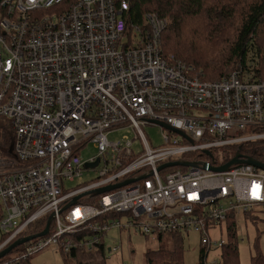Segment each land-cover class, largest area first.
I'll use <instances>...</instances> for the list:
<instances>
[{"label": "built area", "instance_id": "built-area-1", "mask_svg": "<svg viewBox=\"0 0 264 264\" xmlns=\"http://www.w3.org/2000/svg\"><path fill=\"white\" fill-rule=\"evenodd\" d=\"M129 10L128 0H0V120L11 132L0 151V252L50 220L46 235L0 264H21L48 246L63 254L101 249L107 258L119 250L103 243L111 228L150 237L194 232L207 255L226 244L211 243L210 228L236 223L241 212L264 213L263 169L209 170L264 139L255 129L264 125V81L234 72L200 79L162 52L164 19L146 14L142 36ZM147 125L161 129L165 147L148 146ZM125 129L133 140L108 141ZM89 147L95 153L82 159ZM227 147L238 148L230 160L215 157ZM173 162L189 166L158 171ZM84 172L97 176L83 181Z\"/></svg>", "mask_w": 264, "mask_h": 264}, {"label": "trees", "instance_id": "trees-1", "mask_svg": "<svg viewBox=\"0 0 264 264\" xmlns=\"http://www.w3.org/2000/svg\"><path fill=\"white\" fill-rule=\"evenodd\" d=\"M128 1L129 24L139 26L143 36L147 32L144 21L146 14H155L164 19L167 27L161 34L162 52L198 70L200 79L217 80L234 72L242 78L264 81V0ZM192 29L205 36L208 43L210 40L215 49L212 52L204 51L192 40L186 39V33ZM255 129L258 133H264V125ZM10 136L8 123L0 120V151L5 150ZM237 150L234 149V153ZM239 152L264 164V139L242 145ZM224 225L226 244L215 264H239L236 225L231 220H226ZM164 237L168 242L167 247L162 245ZM157 240L160 246L144 255L146 264H182V235H158ZM257 246L256 240L255 255L250 258V264H264V255L258 252ZM60 255L63 264L106 262L101 249L94 254L75 249L67 254L61 252ZM198 264H206V254L202 250Z\"/></svg>", "mask_w": 264, "mask_h": 264}, {"label": "rangeland", "instance_id": "rangeland-1", "mask_svg": "<svg viewBox=\"0 0 264 264\" xmlns=\"http://www.w3.org/2000/svg\"><path fill=\"white\" fill-rule=\"evenodd\" d=\"M186 39L192 40L195 45L204 51L212 52L215 47L206 41L205 36L201 33L196 32L192 29L185 35ZM194 69V74L199 75L198 70ZM230 72H227L228 74ZM228 76V75H226ZM215 80V79H214ZM141 132L144 135L148 146L151 149L163 148L165 147L164 139L162 136V131L158 126H141ZM135 133L131 129L120 130L112 132L108 135L109 142H117L126 138L128 140H133ZM5 148V147H4ZM132 150L134 154L141 151L140 142H134ZM225 152L228 147L224 149ZM92 147H89L84 154H82V159H87L94 154ZM233 149L228 150V154L215 151L214 155L216 158H220L223 161H228L234 155ZM218 155V156H216ZM97 176L94 172H84L82 174V180L88 181L90 179H95ZM74 183L66 184L65 187L69 188ZM255 221V222H254ZM122 222V221H121ZM236 225V249L238 253V263L239 264H250V258L255 255V241L258 242V249L261 254L264 255V213L261 211L250 212V215H245L242 212L238 215ZM225 225L222 224L216 229L210 228L208 230V235L211 243H218L220 240L226 239ZM31 228L26 230V234H30ZM1 239V232H0ZM103 243L105 248L108 249L111 246H119V250L116 253L106 255L105 264H146L144 255L147 251H153L160 246L157 240V236H143L130 231L128 233L121 232L117 229H109L103 238ZM167 240L164 237L163 243L167 247ZM203 251L200 244V237L198 234L191 232L188 236L184 237L183 240V253H182V264H198V257L200 251ZM221 249L213 248L206 255V264H215V262L220 258ZM16 255V251H12L7 255V258H12ZM28 261V262H27ZM24 264H63V258L60 253L55 252L51 246L45 247L40 252L31 255L29 259Z\"/></svg>", "mask_w": 264, "mask_h": 264}, {"label": "water", "instance_id": "water-1", "mask_svg": "<svg viewBox=\"0 0 264 264\" xmlns=\"http://www.w3.org/2000/svg\"><path fill=\"white\" fill-rule=\"evenodd\" d=\"M159 126L163 127L164 129H166L168 131H172L173 133H176L178 135L184 136L179 131L172 129V128H170L169 126H167L165 124H159ZM96 164H97V162L95 163V165ZM241 164L251 165V166H254V167H257V168H260V169H263L264 170V164L263 163H260L259 161L255 160V159H252L250 157L243 156L240 153H237L225 165H223L221 167H217V168H211L210 167L209 170H212L214 172H224V171L228 170L231 166L241 165ZM176 166H184V167H187L189 165L187 163H184L183 164V163H178V162L168 163V164H165V165L161 166L158 169V171L159 170H162L164 168H170V167L172 168V167H176ZM87 167H91V166L90 165H87ZM133 181L134 180H129V181H125V182H123L122 184H119V185H115V186H110V187H106V188H103V189H99V190L94 191L93 194L94 195L102 194V193L108 192L110 190H113V189H117V188L126 186V185L132 183ZM78 199H79V197H77L76 200H78ZM49 224H50V220L47 221L45 228L39 234L34 235V236H30V237L23 238V239H21L19 241L14 242L13 244H11L8 248H6V249H4L3 251L0 252V258H2L3 256L7 255L16 246H19L21 244H24V243L30 241V240H33L35 238H40V237H43L44 235H46L47 232H48Z\"/></svg>", "mask_w": 264, "mask_h": 264}, {"label": "crops", "instance_id": "crops-1", "mask_svg": "<svg viewBox=\"0 0 264 264\" xmlns=\"http://www.w3.org/2000/svg\"><path fill=\"white\" fill-rule=\"evenodd\" d=\"M173 163H175V162H173ZM166 164H168V163H166ZM165 165V164H164ZM177 167V166H176ZM171 168V167H170ZM172 168H174V167H172Z\"/></svg>", "mask_w": 264, "mask_h": 264}, {"label": "bare ground", "instance_id": "bare-ground-1", "mask_svg": "<svg viewBox=\"0 0 264 264\" xmlns=\"http://www.w3.org/2000/svg\"><path fill=\"white\" fill-rule=\"evenodd\" d=\"M9 255V254H8ZM28 262V261H27Z\"/></svg>", "mask_w": 264, "mask_h": 264}]
</instances>
